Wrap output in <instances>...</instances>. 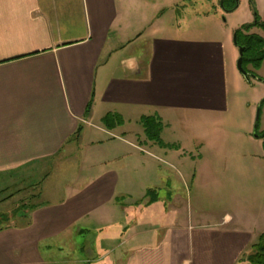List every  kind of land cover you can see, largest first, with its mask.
<instances>
[{
    "label": "crops",
    "instance_id": "crops-1",
    "mask_svg": "<svg viewBox=\"0 0 264 264\" xmlns=\"http://www.w3.org/2000/svg\"><path fill=\"white\" fill-rule=\"evenodd\" d=\"M184 3L0 0V179L75 161L85 146L77 179L0 230V264H248L242 258L264 231V196H243L219 218L180 219L162 174L181 149L205 145L210 125L229 159L264 158L251 151L248 123L223 120L241 102L238 25ZM109 114L123 122L107 127ZM144 116L162 121L165 145L147 138ZM197 117L220 121L190 122ZM243 167L206 175L233 192L252 176Z\"/></svg>",
    "mask_w": 264,
    "mask_h": 264
},
{
    "label": "rangeland",
    "instance_id": "rangeland-1",
    "mask_svg": "<svg viewBox=\"0 0 264 264\" xmlns=\"http://www.w3.org/2000/svg\"><path fill=\"white\" fill-rule=\"evenodd\" d=\"M234 2L235 0H229L227 3L228 7L232 6ZM179 4H183V1H180ZM184 4H187V6L189 5L192 12H216L221 16V19L227 23V25H230L231 23L237 24L238 27L236 30L242 25L252 22L255 19L256 11L260 17L264 19V0H236V4H239L238 9L232 11L225 8V2H223V0H186V3ZM236 30L234 31V34L236 33ZM250 32L260 34L264 37V31L259 27L252 28ZM236 49L238 61L239 48L236 47ZM246 67L248 70L255 71L264 79V61L259 67H257L253 61H247ZM241 77L243 81V89H241L240 92L241 102L239 99L236 100L231 113L227 115L229 118L223 120L231 123L233 127L243 122L248 123L252 130V133H250V137H252L251 151L253 154L261 151V154L262 151L264 152V137L260 136L259 138H256L257 135L255 134L254 129L260 104V102L257 103L256 98L264 94V80L251 76L252 83H249L247 79L243 78V76ZM192 121L194 124H214V122L220 120L197 117L190 122ZM213 128L214 127L210 125L209 132H206L205 138L207 140L205 139L206 143L203 147H201L202 145L197 148L194 145H187L185 150L181 149L186 155L182 156V160L174 163L176 167L173 169V172L167 171L168 169L165 168L162 172V174L167 173L169 175L173 182L175 192L177 190L178 195H173L175 193H172L171 195L175 206L178 208L177 210L180 219L186 218L192 220L200 218V216L204 214L219 218V216L224 214L227 210L226 207L235 204L243 196L250 197V194H252V196H264V158L258 159L256 158L257 156L252 157L250 154L243 162H238L236 158L229 159L227 149L232 148L227 144L215 145L216 140L213 134ZM263 131L264 107L261 112L257 134L262 135ZM81 148L83 153L80 156L78 154L77 160L75 161L67 163L62 161L36 163L20 169L12 178L0 179V218L2 214L9 217V219L2 224L8 225L22 222L20 216L21 218L23 217L22 215L27 216L32 204H37L38 201L51 200V198L55 199L58 197L49 195L48 191H50L52 186L55 184L59 185L60 183H70L77 179V175L83 171V162L81 161V158L83 159L84 157L85 146L82 145ZM248 150L250 151V149ZM242 163L244 166L243 169L248 168V171H252V176L244 179L246 181V187H244V189L242 187V190L241 187H238L237 189H234L235 191L233 192L226 190L221 192L218 181H222L223 179H214L211 178V176L206 175L215 173L229 176H231L230 174H233L234 176V168H236V166L240 167ZM203 164L205 166L202 169ZM162 165H165V163ZM49 173H51V175L44 183L43 190L42 182ZM193 176L197 177L196 180L193 179ZM236 179L239 182H242L240 178H233L232 181H235ZM166 196L168 197L167 200H169L170 194L166 195L165 193H161L162 198ZM151 197V195H147L148 201ZM13 212H16L15 218H12L14 215ZM65 264H77V261L72 259L66 261Z\"/></svg>",
    "mask_w": 264,
    "mask_h": 264
},
{
    "label": "trees",
    "instance_id": "trees-1",
    "mask_svg": "<svg viewBox=\"0 0 264 264\" xmlns=\"http://www.w3.org/2000/svg\"><path fill=\"white\" fill-rule=\"evenodd\" d=\"M228 1L229 0H223V2H225V8H227V10L232 11L238 8L239 4L238 5L236 4V0L234 4L230 7H228L227 5ZM254 27H259L264 31V19L260 17L257 11L255 13V19L252 22L248 24H244L239 29L236 30L239 44L242 46H246V50L244 52V59H243V64L246 69H247L246 67L247 61H253L257 67H259L261 63L264 61V37L257 33H251L250 30ZM248 71L250 75L253 76L254 78L264 80L255 71L252 70H248ZM263 107H264V98L260 101L259 104L260 116L256 122V133L258 132V127H259V122ZM103 122L107 127H112V126L115 127L116 125L121 124L123 122V119L119 115L109 114L103 118ZM142 123L145 127V133L148 139L157 141L160 144L165 145V143L162 141L161 138V132L163 129V123L161 120H157L153 116H144L142 118ZM258 135L259 137L260 136L264 137V131L262 135L261 134ZM150 195L152 196L151 199L154 200L153 198H155L156 195H153L152 193H150ZM35 206L36 203L32 204L30 207L31 210L34 209ZM13 214L14 215L12 218H15L16 212H13ZM0 219H1L0 230H2L6 226L3 225L2 223L6 222V220L9 219V217L2 214ZM242 260H245V262H247L248 264H264V231L260 235L258 242L252 245L251 250L244 255Z\"/></svg>",
    "mask_w": 264,
    "mask_h": 264
},
{
    "label": "water",
    "instance_id": "water-1",
    "mask_svg": "<svg viewBox=\"0 0 264 264\" xmlns=\"http://www.w3.org/2000/svg\"><path fill=\"white\" fill-rule=\"evenodd\" d=\"M234 43L235 45L239 48V58H238V61H237V67H238V70L242 73V75L248 80V81H251V75L249 73V71L244 67V64H243V59H244V52L246 50V46H242L239 44L238 42V36H237V33L234 34ZM259 116H260V108H258V113H257V118H256V122L257 120L259 119ZM257 135V134H256Z\"/></svg>",
    "mask_w": 264,
    "mask_h": 264
}]
</instances>
